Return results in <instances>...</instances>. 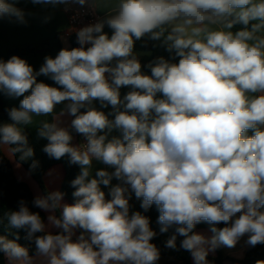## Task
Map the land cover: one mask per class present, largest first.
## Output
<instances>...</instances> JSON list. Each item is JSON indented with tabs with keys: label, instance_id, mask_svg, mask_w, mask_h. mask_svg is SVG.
I'll return each instance as SVG.
<instances>
[{
	"label": "clouds",
	"instance_id": "obj_1",
	"mask_svg": "<svg viewBox=\"0 0 264 264\" xmlns=\"http://www.w3.org/2000/svg\"><path fill=\"white\" fill-rule=\"evenodd\" d=\"M18 2L0 0V19L26 23ZM145 36L163 38L173 53L149 63L147 73L133 54ZM76 40L79 47L45 57L39 71L18 56L0 60V93L23 97L8 111L11 122H0V147L31 157L21 126L65 102L60 115L73 117L70 128L85 140L73 145L69 128L42 124L43 151L80 167L71 182L75 202L62 203L60 191L34 198L51 213L53 233L21 200L8 221L34 239L36 252L0 235L7 264H157L156 233L147 216L130 212L133 193L145 212L156 207L161 233L174 229L166 246L183 237L194 264H208L210 251L245 236L249 246L264 244V0H119L114 15L80 28ZM122 88L130 89L123 97ZM113 131L119 136L109 138ZM94 160L106 167L93 177ZM201 223L212 236L194 231Z\"/></svg>",
	"mask_w": 264,
	"mask_h": 264
},
{
	"label": "crops",
	"instance_id": "obj_2",
	"mask_svg": "<svg viewBox=\"0 0 264 264\" xmlns=\"http://www.w3.org/2000/svg\"><path fill=\"white\" fill-rule=\"evenodd\" d=\"M96 12L101 17V20L105 19L108 15L115 14V9L119 3V0H94ZM16 6L22 9L25 13L26 23H18L15 21H10L9 18L5 17L0 19V60L7 61L10 56V51L14 48H32V47H47V49L42 50L43 52L37 54H28L25 55L22 59L26 60L31 66H33L34 70L39 71V68L44 64L45 57H55L58 55L59 51L64 48H74L72 42L67 40L65 37L61 35L62 31L67 28V18L65 14L61 10V4H46V3H32L31 0H19ZM109 35L111 34V30L105 26L104 29ZM143 43H149L152 47L151 51H145L143 49ZM167 50L166 45L163 44V38L161 40H152L148 36L141 38L140 40H135L133 54L137 57L138 60H142L150 57L152 54L154 55H162ZM169 60L172 57L168 58ZM38 82H44L51 86H56L55 83L48 77L38 76ZM130 89L122 88L121 96L123 97ZM13 107H19L20 100L23 97H9L6 94L0 93ZM65 104L57 105L56 110L53 114L49 116H33V122L29 125L30 132L32 134L33 139L40 145L45 144L47 142L46 139L41 138L38 133L39 129L42 127V124L47 122H58L60 126L66 127L70 129V123L72 117L69 115H60L61 109L66 107ZM93 107L97 110L104 111L106 114L112 111L111 106L102 107L99 101H93ZM112 118L111 116L109 117ZM111 136H119L118 131H113L110 134ZM85 142L84 137L79 139H75L73 145H81ZM2 150L6 157L11 162L16 177L25 182L31 189L34 198L37 196H45L41 191L38 184L33 180L31 175L19 164L13 157L12 152L10 151L9 146H3ZM106 166L98 161H93L91 174L94 177L95 173L98 169L105 168ZM108 171H113V169H107ZM80 173V167H79ZM64 177L63 167L61 165H54L50 169L46 171L43 177V181L45 187L48 190V194L55 191H60V186ZM118 183L115 179H113L112 184L115 185ZM102 190L105 192L106 199H110L109 188L105 186H101ZM62 203L71 204L66 201L64 198ZM141 201L138 200L134 193L132 194V198L129 201L130 204V212L140 211L142 214V210L140 208ZM42 210V209H41ZM45 215V225L46 230L51 231L53 233L59 231L51 227L48 223L47 217L51 214L47 211L42 210ZM61 210H57L54 214L59 216ZM160 232V225H159ZM195 232L201 233L206 237H210L213 234L210 231V228H199L196 226L194 229ZM174 232V229L170 228L167 232L161 233L163 239L167 242L168 237L171 233ZM80 234V230H76V235H74L73 239L76 238ZM154 238V237H153ZM153 240V239H152ZM247 236L242 237L235 247L227 248L221 246L217 248L215 251H210L207 257H216L218 254L223 258H234V259H242L247 248L248 244L246 243ZM185 250V249H184ZM185 253L191 259V262L194 264L193 257L191 253L185 250ZM258 260H264V249L259 254ZM42 258H38L37 264H41ZM0 264H7L6 259L0 254Z\"/></svg>",
	"mask_w": 264,
	"mask_h": 264
},
{
	"label": "trees",
	"instance_id": "obj_3",
	"mask_svg": "<svg viewBox=\"0 0 264 264\" xmlns=\"http://www.w3.org/2000/svg\"><path fill=\"white\" fill-rule=\"evenodd\" d=\"M240 27L241 25H236L232 30L236 31ZM71 42L73 46L76 47V43L73 41ZM44 49L46 50L47 47L14 48L10 51V56L8 59H10L12 56L23 58L28 54H37L43 52L42 50ZM143 49L145 51H151L152 47L149 43H143ZM172 56L173 53H170L166 50V52L162 55L157 56L152 54L150 57L139 61L142 65V70L147 73L150 71L147 68L149 63L156 61L160 57L168 59ZM11 108H13V106L0 94V122H11L8 115V111ZM81 111H84V109H81ZM21 127L24 133L27 135L28 147L33 150V155L31 157L21 159L22 153H12L16 162L19 163L31 175L45 196L48 194V190L45 187L43 181L44 174L54 165H61L63 167L64 177L60 186V192L64 194L63 198L66 201L71 204L74 203L75 199L72 195L74 188L72 187L71 182L79 175V165L71 164L67 155L60 159L50 157L43 151V148L48 143V141L42 145L38 144L32 137L29 125H22ZM69 130L73 136L72 143L75 139L83 137L71 128ZM11 147L13 146H9V148ZM33 164H35V167H33ZM21 200L27 204L31 211L38 212L43 221H45V215L43 211L33 205L34 195L30 187L25 182L19 180L16 177L11 162L4 154L2 147H0V235L13 240H17L18 237L17 242L22 246L27 247L30 251V254L35 255L36 246L34 239H27L25 230L11 227L8 221L9 213L18 209L19 202ZM141 210L143 215L149 218L150 227L156 233L151 242L155 244L160 253V258L157 261V264H193L189 256L186 255L185 250L180 247L183 237L177 236L175 248H169L166 246L167 242L163 239L158 229L159 224L157 221L159 213L156 207L153 205L146 212L142 208ZM197 226L199 228H210V226L206 223H201ZM219 227H223V225H219ZM173 234L174 232L169 235L168 239H170ZM37 235H41V233H37ZM263 249L264 244H258L255 247L248 246L242 259L223 258L218 254L214 258L207 257V261L208 264H255L259 258V254Z\"/></svg>",
	"mask_w": 264,
	"mask_h": 264
},
{
	"label": "built area",
	"instance_id": "obj_4",
	"mask_svg": "<svg viewBox=\"0 0 264 264\" xmlns=\"http://www.w3.org/2000/svg\"><path fill=\"white\" fill-rule=\"evenodd\" d=\"M61 10L67 18V28L62 31L61 35L69 41L76 43L77 31L89 24H94L101 20V17L96 12L94 0H88L84 6H80L75 2L61 4Z\"/></svg>",
	"mask_w": 264,
	"mask_h": 264
}]
</instances>
